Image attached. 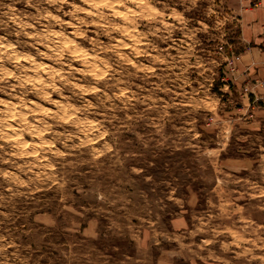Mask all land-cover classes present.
<instances>
[{
    "label": "rangeland",
    "instance_id": "1",
    "mask_svg": "<svg viewBox=\"0 0 264 264\" xmlns=\"http://www.w3.org/2000/svg\"><path fill=\"white\" fill-rule=\"evenodd\" d=\"M0 264H264V0H0Z\"/></svg>",
    "mask_w": 264,
    "mask_h": 264
}]
</instances>
